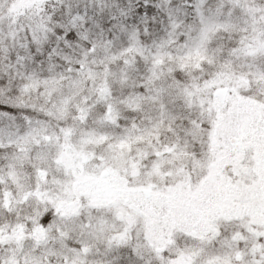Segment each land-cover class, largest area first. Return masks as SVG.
<instances>
[{
  "label": "snow or ice",
  "instance_id": "snow-or-ice-1",
  "mask_svg": "<svg viewBox=\"0 0 264 264\" xmlns=\"http://www.w3.org/2000/svg\"><path fill=\"white\" fill-rule=\"evenodd\" d=\"M0 264H264V0H0Z\"/></svg>",
  "mask_w": 264,
  "mask_h": 264
}]
</instances>
